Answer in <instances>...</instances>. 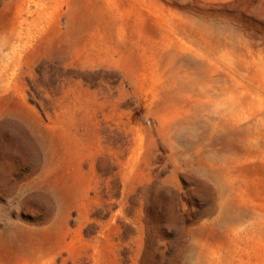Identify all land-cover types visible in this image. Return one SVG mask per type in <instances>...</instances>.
<instances>
[{"label":"rangeland","instance_id":"1","mask_svg":"<svg viewBox=\"0 0 264 264\" xmlns=\"http://www.w3.org/2000/svg\"><path fill=\"white\" fill-rule=\"evenodd\" d=\"M0 264H264V0H0Z\"/></svg>","mask_w":264,"mask_h":264}]
</instances>
